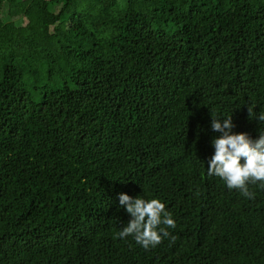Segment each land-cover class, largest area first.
Returning a JSON list of instances; mask_svg holds the SVG:
<instances>
[{"label":"trees","instance_id":"trees-1","mask_svg":"<svg viewBox=\"0 0 264 264\" xmlns=\"http://www.w3.org/2000/svg\"><path fill=\"white\" fill-rule=\"evenodd\" d=\"M262 114L264 0H0V264H264V182L208 175L213 115ZM121 194L170 236L117 237Z\"/></svg>","mask_w":264,"mask_h":264},{"label":"clouds","instance_id":"clouds-1","mask_svg":"<svg viewBox=\"0 0 264 264\" xmlns=\"http://www.w3.org/2000/svg\"><path fill=\"white\" fill-rule=\"evenodd\" d=\"M248 111L252 119L253 108L249 106ZM257 119L264 121V114ZM211 127L222 135L212 141L215 153L209 162L208 175L221 178L229 189H237L245 197L253 199L254 193L249 191V182H264V132L255 141L247 133H233L232 116L223 118L221 122V118L213 115ZM242 158L245 160L243 164ZM119 200L121 207L132 217L127 226L116 234L119 238L132 236L147 250L170 236L168 228L176 227L171 213L165 211V204L159 199L146 201L141 197L132 198L121 194Z\"/></svg>","mask_w":264,"mask_h":264},{"label":"rangeland","instance_id":"rangeland-1","mask_svg":"<svg viewBox=\"0 0 264 264\" xmlns=\"http://www.w3.org/2000/svg\"><path fill=\"white\" fill-rule=\"evenodd\" d=\"M59 8L56 9V12H58Z\"/></svg>","mask_w":264,"mask_h":264}]
</instances>
